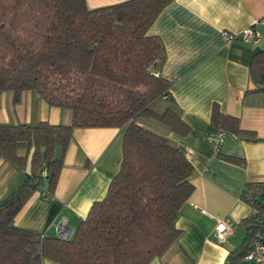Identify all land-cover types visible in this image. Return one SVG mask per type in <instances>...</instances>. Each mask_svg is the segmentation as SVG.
Instances as JSON below:
<instances>
[{
    "label": "trees",
    "instance_id": "trees-1",
    "mask_svg": "<svg viewBox=\"0 0 264 264\" xmlns=\"http://www.w3.org/2000/svg\"><path fill=\"white\" fill-rule=\"evenodd\" d=\"M170 2L124 0L90 8L86 0H0V93L12 92L17 103L23 90H32L48 105L71 111L69 124L0 123V157L24 172L33 149L30 173L0 199V264H148L179 236L175 220L193 190L192 164L183 147L137 122L153 118L178 134L189 130L171 106L153 108L171 84L158 73L163 42L148 28ZM249 72L253 91L264 92V47L252 54ZM210 120L256 139L217 104ZM74 127L124 128L121 163L105 196L65 239L15 225L41 178L54 191ZM18 148L26 154L19 156ZM245 196L254 212L241 221L245 235L225 264H240L254 234L264 232V184H245Z\"/></svg>",
    "mask_w": 264,
    "mask_h": 264
},
{
    "label": "crops",
    "instance_id": "crops-1",
    "mask_svg": "<svg viewBox=\"0 0 264 264\" xmlns=\"http://www.w3.org/2000/svg\"><path fill=\"white\" fill-rule=\"evenodd\" d=\"M121 1L86 0V4L94 8ZM249 26L264 31V0H171L148 28L163 42L165 57L158 73L171 84L168 96L156 103L158 111L171 106L189 130L178 134L153 118L140 117L137 122L188 149L185 155L193 167L189 178L193 190L175 220L180 234L148 264H225L228 252L245 235L241 221L254 212L246 202L245 184H264V92L253 91L249 72L251 56L264 47V36L252 45L239 38L226 42L220 32L237 33ZM12 97L10 91L0 93V123L71 122L70 109L48 105L32 90H23L17 103ZM213 104L256 136L245 139L226 132L219 146L221 155L242 158L243 165L216 155L206 138L218 130L210 120ZM123 133V127H74L54 191L49 192L41 178L13 223L54 235L51 222L65 215L74 231L91 204L105 196L117 173ZM16 152L26 154L24 148ZM24 173L0 157V199L24 181ZM218 223L227 229L223 238L217 237Z\"/></svg>",
    "mask_w": 264,
    "mask_h": 264
},
{
    "label": "built area",
    "instance_id": "built-area-1",
    "mask_svg": "<svg viewBox=\"0 0 264 264\" xmlns=\"http://www.w3.org/2000/svg\"><path fill=\"white\" fill-rule=\"evenodd\" d=\"M221 36L226 42H231L236 38L243 40L252 45H257L262 36H264V31L255 26H249L244 28L240 32H230L228 30H221ZM225 131L221 128L213 133L207 135V140L214 147L215 153L219 151V146L224 138ZM185 150V149H184ZM190 151L187 149L185 153H189ZM51 228L54 231V234L61 238L65 239L72 235L73 229L67 222V217L65 215H58L52 222ZM217 237L223 238L226 233V227L222 223H218L216 226ZM243 261L247 264H264V232H258L254 234L251 242L250 249L245 254Z\"/></svg>",
    "mask_w": 264,
    "mask_h": 264
},
{
    "label": "water",
    "instance_id": "water-1",
    "mask_svg": "<svg viewBox=\"0 0 264 264\" xmlns=\"http://www.w3.org/2000/svg\"><path fill=\"white\" fill-rule=\"evenodd\" d=\"M32 154H33V149L30 150V152L27 156V163H26V168H25L26 174L30 173Z\"/></svg>",
    "mask_w": 264,
    "mask_h": 264
},
{
    "label": "rangeland",
    "instance_id": "rangeland-1",
    "mask_svg": "<svg viewBox=\"0 0 264 264\" xmlns=\"http://www.w3.org/2000/svg\"><path fill=\"white\" fill-rule=\"evenodd\" d=\"M154 110H156V111H158L159 110V105L158 104H156V105H154Z\"/></svg>",
    "mask_w": 264,
    "mask_h": 264
}]
</instances>
